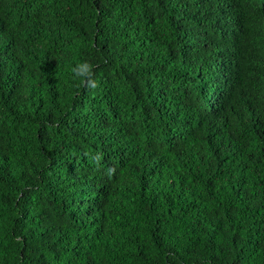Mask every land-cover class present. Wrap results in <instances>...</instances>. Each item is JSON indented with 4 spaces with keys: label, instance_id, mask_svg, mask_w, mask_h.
Returning a JSON list of instances; mask_svg holds the SVG:
<instances>
[{
    "label": "trees",
    "instance_id": "16d2710c",
    "mask_svg": "<svg viewBox=\"0 0 264 264\" xmlns=\"http://www.w3.org/2000/svg\"><path fill=\"white\" fill-rule=\"evenodd\" d=\"M0 264H264V0H0Z\"/></svg>",
    "mask_w": 264,
    "mask_h": 264
},
{
    "label": "clouds",
    "instance_id": "9594fccd",
    "mask_svg": "<svg viewBox=\"0 0 264 264\" xmlns=\"http://www.w3.org/2000/svg\"><path fill=\"white\" fill-rule=\"evenodd\" d=\"M92 67V64L88 60H79L72 65L71 72L74 78L94 87L96 81L93 77Z\"/></svg>",
    "mask_w": 264,
    "mask_h": 264
}]
</instances>
